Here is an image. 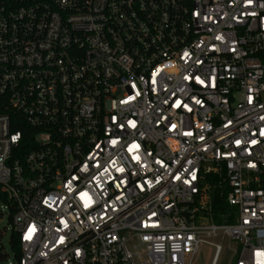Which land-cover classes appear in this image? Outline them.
<instances>
[{"label": "built area", "instance_id": "built-area-1", "mask_svg": "<svg viewBox=\"0 0 264 264\" xmlns=\"http://www.w3.org/2000/svg\"><path fill=\"white\" fill-rule=\"evenodd\" d=\"M0 186L11 264H264V0H0Z\"/></svg>", "mask_w": 264, "mask_h": 264}, {"label": "rangeland", "instance_id": "rangeland-1", "mask_svg": "<svg viewBox=\"0 0 264 264\" xmlns=\"http://www.w3.org/2000/svg\"><path fill=\"white\" fill-rule=\"evenodd\" d=\"M208 184V183H206ZM233 208V207H232ZM236 213V208H233ZM10 209L6 200L0 198V264H11L16 260V253L11 243L14 227L9 220ZM214 242L222 245L217 264H233L234 250L238 247L237 242L231 241L228 237L220 235L213 239ZM215 247L204 244L195 264H211L214 257Z\"/></svg>", "mask_w": 264, "mask_h": 264}, {"label": "trees", "instance_id": "trees-1", "mask_svg": "<svg viewBox=\"0 0 264 264\" xmlns=\"http://www.w3.org/2000/svg\"><path fill=\"white\" fill-rule=\"evenodd\" d=\"M25 150L29 148H24ZM213 183H215L216 178L212 177ZM229 191V185L224 183L223 186L217 187L214 195V219L217 223H230L234 220V209L229 205L227 201V194ZM0 198L7 201V196L1 191L0 186ZM14 210L10 211L9 220L13 221ZM11 243L15 249L17 257L21 256V247L18 239V235L14 232L11 238Z\"/></svg>", "mask_w": 264, "mask_h": 264}, {"label": "snow or ice", "instance_id": "snow-or-ice-1", "mask_svg": "<svg viewBox=\"0 0 264 264\" xmlns=\"http://www.w3.org/2000/svg\"><path fill=\"white\" fill-rule=\"evenodd\" d=\"M237 143H239V142H237Z\"/></svg>", "mask_w": 264, "mask_h": 264}]
</instances>
